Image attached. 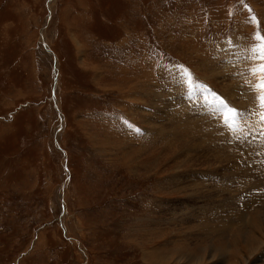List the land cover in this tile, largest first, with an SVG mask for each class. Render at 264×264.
Returning <instances> with one entry per match:
<instances>
[{"label": "rangeland", "instance_id": "374dc122", "mask_svg": "<svg viewBox=\"0 0 264 264\" xmlns=\"http://www.w3.org/2000/svg\"><path fill=\"white\" fill-rule=\"evenodd\" d=\"M257 32L264 0H0V264H264Z\"/></svg>", "mask_w": 264, "mask_h": 264}, {"label": "snow or ice", "instance_id": "6c2138e0", "mask_svg": "<svg viewBox=\"0 0 264 264\" xmlns=\"http://www.w3.org/2000/svg\"><path fill=\"white\" fill-rule=\"evenodd\" d=\"M255 19V18H253ZM253 41L255 42L253 46L248 50L249 54L245 57L249 62L248 72L253 77H259L258 80L254 83L249 84V90L255 93L253 99L256 104V107L260 109L259 121L264 122V37L260 35L259 32L255 33L253 36ZM182 75L184 76V82L186 84L192 83L191 75L185 70ZM220 107L226 109L230 114L225 117V123L231 128L232 124L229 121H234L238 111L234 107H228L224 100L220 101ZM256 115L255 109L250 113ZM261 136H264V130L260 133Z\"/></svg>", "mask_w": 264, "mask_h": 264}, {"label": "bare ground", "instance_id": "6f19581e", "mask_svg": "<svg viewBox=\"0 0 264 264\" xmlns=\"http://www.w3.org/2000/svg\"><path fill=\"white\" fill-rule=\"evenodd\" d=\"M257 124H258V126L259 127H262V126H264L263 125V122H261L260 123V121L258 120L257 122H254V127L256 126L257 127ZM252 126V125H251ZM247 128V127H246ZM258 128V127H257ZM256 128V129H257ZM259 130V129H258ZM260 130H262L261 128H260ZM260 130H259V132H260ZM251 132H253V131H242V133H243V138H242V141H240V142H236L235 144H237V143H239V145L240 144H242V146H244V147H249L250 146V144H249V142H248V138H247V136H246V134L247 133H251ZM260 134H258V136H259ZM250 136V135H249ZM261 137V141L259 142V143H262L263 144V148H264V142L262 141L263 139H264V136H259L258 137V139ZM250 138V137H249ZM248 139V140H247ZM252 139V138H251ZM255 140V139H254ZM260 140V139H259ZM225 141V140H224ZM251 141V140H250ZM223 142V141H222ZM257 142V141H256ZM233 143V142H232ZM234 144V145H235ZM252 144V143H251ZM238 145V144H237ZM236 145V146H237ZM197 147V146H196ZM237 147H239V146H237ZM253 148H255V146H253ZM252 148V149H253ZM232 149H234L233 147H232ZM261 149V148H260ZM235 150V149H234ZM241 150V149H240ZM239 150V151H240ZM245 150V149H244ZM243 150V151H244ZM238 151V150H237ZM264 151V150H263ZM263 157V156H262ZM261 157V158H262ZM251 160V159H250ZM254 166L253 167H251V170L248 172L249 173V175L251 176V181L250 182H252V185L251 186H253L254 187V185H255V187L257 186V187H259V186H261L262 187V185H260V184H264V172L263 171H261V163L258 161V159H256L255 161H250ZM262 162V161H261ZM262 163H264V162H262ZM239 164V163H238ZM242 167V166H241ZM235 169H239V167H237V168H235ZM245 170H248V169H245ZM247 176V175H246ZM249 177V176H248ZM260 181V182H259ZM256 184H258V185H256ZM204 185V184H203ZM241 185V184H240ZM263 188H261V189H259V191H261ZM258 190V189H257ZM264 190V189H263ZM252 192V191H251ZM246 193V192H245ZM259 193V192H258ZM217 194V193H216ZM219 194V193H218ZM247 194V193H246ZM245 194V195H246ZM252 196V195H251ZM213 199V198H212ZM262 200V199H261ZM210 202H211V200H209ZM263 202V201H262ZM217 217V216H216ZM227 217V216H226ZM238 231V230H237Z\"/></svg>", "mask_w": 264, "mask_h": 264}]
</instances>
